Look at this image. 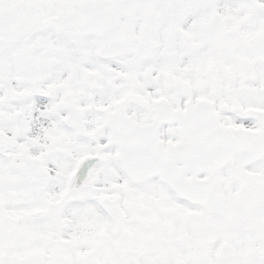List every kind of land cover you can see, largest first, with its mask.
Here are the masks:
<instances>
[{
	"label": "snow or ice",
	"instance_id": "obj_1",
	"mask_svg": "<svg viewBox=\"0 0 264 264\" xmlns=\"http://www.w3.org/2000/svg\"><path fill=\"white\" fill-rule=\"evenodd\" d=\"M0 264H264V0H0Z\"/></svg>",
	"mask_w": 264,
	"mask_h": 264
}]
</instances>
